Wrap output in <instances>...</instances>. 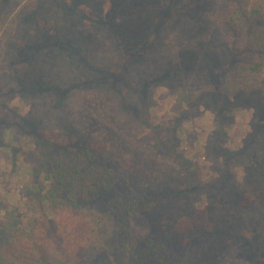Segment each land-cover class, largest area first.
I'll return each instance as SVG.
<instances>
[{
    "label": "trees",
    "instance_id": "1",
    "mask_svg": "<svg viewBox=\"0 0 264 264\" xmlns=\"http://www.w3.org/2000/svg\"><path fill=\"white\" fill-rule=\"evenodd\" d=\"M161 87L177 96L163 126L151 115ZM250 105L251 130L226 148L233 111ZM202 108L218 184L198 174L202 149L179 154ZM7 130L28 143L38 218L8 229L0 264H168L174 242L201 238L264 262V0H0V154ZM164 157L185 188L150 186ZM197 191L211 209L141 225L153 196Z\"/></svg>",
    "mask_w": 264,
    "mask_h": 264
},
{
    "label": "rangeland",
    "instance_id": "2",
    "mask_svg": "<svg viewBox=\"0 0 264 264\" xmlns=\"http://www.w3.org/2000/svg\"><path fill=\"white\" fill-rule=\"evenodd\" d=\"M47 97V96H45ZM157 104L152 109L151 115L153 121L163 122L171 118V107L177 100V96L172 95L166 87H161L156 91ZM12 105L17 109H22L24 114L28 111L26 104H23L20 97L12 99ZM48 103V102H46ZM45 114L49 112V106L46 105ZM255 109L252 105L246 108H236L233 111L234 120L229 127L225 147L233 151L237 150L243 143L246 134L251 130L253 122L252 115ZM213 131L211 112L205 108L201 109V115L190 121H186L181 128L182 144L180 147V156L191 153L193 149H202V154L194 158L196 169L202 180L212 178L214 180V172L211 168V159L203 153V149L208 145V136ZM167 136V134L165 135ZM5 146L0 154V250H4L6 242H8V234L10 229L20 227L25 224H34L37 221L38 213L35 206L29 201V184L33 182L31 173L32 167L23 160L22 152L28 148V143L23 141L15 143L11 130L5 131ZM2 150V148H1ZM180 166L168 157H164L154 176L160 180L151 182L150 184H141V189L146 185L153 186L154 189L169 187L175 191L185 188L186 173L181 171ZM215 168V167H214ZM212 169V170H211ZM235 184L239 186L235 189L243 190L242 172L237 174ZM192 183L196 181L191 180ZM218 184V180H214ZM213 183V181H212ZM156 202V207L144 217L143 227L147 231L154 230L159 224H173L182 217H187L197 211L202 204H207L211 209L208 195L197 191L192 194L180 193L178 195H166L161 197H152ZM11 219V223H8ZM174 221V222H172ZM179 221V220H178ZM141 227V226H140ZM9 229V230H8ZM202 238L198 241H192L187 248L177 250L175 242L172 244L171 252L168 255V264H171V258L174 264H264L260 261L249 262L242 254L233 255L235 253L233 244L227 240L219 238L213 239L208 248H204ZM258 242L264 247V237ZM235 245V244H234ZM176 247V248H175Z\"/></svg>",
    "mask_w": 264,
    "mask_h": 264
}]
</instances>
